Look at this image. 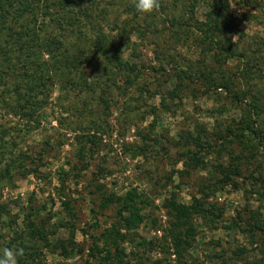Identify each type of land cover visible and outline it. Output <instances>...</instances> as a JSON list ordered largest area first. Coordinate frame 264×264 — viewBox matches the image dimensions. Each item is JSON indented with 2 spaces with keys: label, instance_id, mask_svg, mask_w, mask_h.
Instances as JSON below:
<instances>
[{
  "label": "rangeland",
  "instance_id": "obj_1",
  "mask_svg": "<svg viewBox=\"0 0 264 264\" xmlns=\"http://www.w3.org/2000/svg\"><path fill=\"white\" fill-rule=\"evenodd\" d=\"M0 6V250L25 264H264V0ZM54 37L79 64L31 63ZM134 192L142 219L127 230L105 200ZM172 196L202 209L173 227Z\"/></svg>",
  "mask_w": 264,
  "mask_h": 264
},
{
  "label": "trees",
  "instance_id": "obj_2",
  "mask_svg": "<svg viewBox=\"0 0 264 264\" xmlns=\"http://www.w3.org/2000/svg\"><path fill=\"white\" fill-rule=\"evenodd\" d=\"M30 5L31 4L23 5L24 9H23L22 12L23 13H25V12H29V13L33 12V10H32ZM61 6H62L61 8L68 10V5H65V6L61 5ZM6 8H8V7H6ZM1 9H3L2 6H0V10ZM70 12L71 11L69 10V13ZM5 14H7V13H4V14L0 15V20L1 21H3L6 18ZM25 29L29 30L27 28H25ZM19 34H21L20 35L21 37L19 39H16V42L19 45H22V40H23L22 36L25 37V35H26L25 30L24 31H20ZM205 36L206 35H204V37ZM36 43H37V40H35V39H33L31 41V45L32 44H36ZM37 46L38 45H34V48H37ZM3 50L4 49L1 47L0 51H3ZM45 55L48 57V60H47L48 62H46L43 59ZM225 56H226V58H229L232 55H231V53H227ZM29 57H28V59H29ZM32 57L34 59H36V61H35V63H33V58H32L31 59V63L33 65L35 64L36 66L40 65V66L44 67V69H45V66H48L47 64L54 66L55 69H60L59 65L61 64V62L65 61V62H68V64L71 63V64L75 65V64H79V61H80L79 54L68 53V51L64 48V44L62 43V41L58 40L55 37L51 38V39H49L47 41H45V39H44V42L42 43V45L40 47H38V50L32 52ZM4 62L7 63L9 66H11L10 69L13 72H15V71L17 72V70H15V63L12 61L11 58L10 59H8V58L4 59ZM117 63H119V62H117ZM120 64L121 63H119V65ZM66 65H67V63H66ZM39 67H35V68H33L31 70L30 73H32V76L37 75L36 71H38ZM135 68L136 67H134V66L130 67L129 68L130 72L131 73L135 72ZM20 72H21V76H23V77L24 76H29V75H27V73L29 72V69H27V68H21ZM30 76H31V74H30ZM46 80H50V77L47 76ZM30 85H29L30 87L28 88L29 92H31V91L33 92L38 87L36 85V83H32V82L30 83ZM16 90L18 92V89H16ZM257 105L258 104L253 101V104L251 105V108L247 109L248 112H249L248 114L255 113L256 110H258L257 109V107H258ZM246 124H245V126H246ZM244 129H247V128L243 127L241 130H244ZM218 137H219V135H218ZM189 138L191 139L192 143L194 142L195 145H201V139H199L198 137L190 136ZM138 198H140L139 195L136 192H134V193L127 194L124 197H115V195H112L110 198L105 200V202H107L106 204H109V202H112V203H115L118 207H120V209L118 211L119 215H122V212L128 213V216H126V217L122 216L123 226L127 230L132 228L136 222H139L142 219V217L138 213L139 210L137 209V206H138L137 199ZM200 203L201 202L198 203V201L195 198H193V205L188 207V206H185V205L177 203L173 196L171 198L166 199L164 205H165V208H167L169 210V212H168L169 217L171 215V217L173 216V218H177L176 222L175 223H171V225L173 227L180 226V223L182 222L181 221L182 217L184 218L185 216H187L189 211L192 210V208L195 210V212H199V210L202 209ZM185 223H186V221H185ZM183 226H184V223H183ZM26 230H28V231L30 230L29 233L31 234V236H33L36 233H39L41 235L43 234V231L38 229L37 226L35 225V223H33V221L30 222L29 228H27ZM111 233H112L111 230H109L108 234L104 235V239L106 240L105 242H108L107 238L109 236H111ZM175 236H176V238H175V243L173 245V248H174V250L176 252H178L180 247L183 245V242L180 239L179 233L176 234ZM185 244L186 243H184V245ZM105 257L109 258L110 257V253L107 254ZM17 262L19 264H25V262H23V260L21 259L20 256L17 257Z\"/></svg>",
  "mask_w": 264,
  "mask_h": 264
},
{
  "label": "clouds",
  "instance_id": "obj_3",
  "mask_svg": "<svg viewBox=\"0 0 264 264\" xmlns=\"http://www.w3.org/2000/svg\"><path fill=\"white\" fill-rule=\"evenodd\" d=\"M133 6L139 14H150L159 7V0H133ZM22 249L4 248L0 250V264H17Z\"/></svg>",
  "mask_w": 264,
  "mask_h": 264
}]
</instances>
